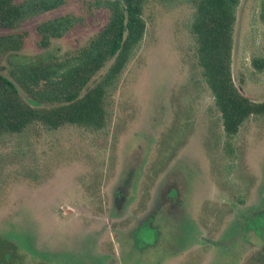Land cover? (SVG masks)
<instances>
[{
  "label": "rangeland",
  "instance_id": "obj_1",
  "mask_svg": "<svg viewBox=\"0 0 264 264\" xmlns=\"http://www.w3.org/2000/svg\"><path fill=\"white\" fill-rule=\"evenodd\" d=\"M91 1L67 0L17 31L0 30L27 33L21 51L2 61V74L70 58L86 46L108 17L94 10L86 19ZM260 2L240 1L231 54L234 84L254 102H264V69L251 62L264 58ZM192 12L184 2L147 5L143 41L109 99L104 130L36 128L0 139V239L6 241L0 258L15 264L255 260L264 246V116L224 137L213 99L192 71ZM70 13L84 15L83 25L38 49L36 26Z\"/></svg>",
  "mask_w": 264,
  "mask_h": 264
},
{
  "label": "trees",
  "instance_id": "obj_2",
  "mask_svg": "<svg viewBox=\"0 0 264 264\" xmlns=\"http://www.w3.org/2000/svg\"><path fill=\"white\" fill-rule=\"evenodd\" d=\"M152 1L184 2L192 7L188 25L194 42L192 71L213 99L224 137L236 136L250 117L264 116V102L244 97L231 74L235 14L241 0H93L85 3L86 19L94 10H105L107 21L70 58L49 57L30 66L12 67L7 77L2 74L6 68L2 61L21 51L27 33L0 35V139L36 128L54 131L76 126L92 132L104 130L111 119L109 99L143 41V14ZM66 2L0 0V30L17 31L22 24ZM260 18L264 21V0L260 2ZM84 19V15L70 13L41 22L35 28L36 47L48 49L54 40L83 25ZM251 62L256 70L264 69V58H253ZM106 65L105 73L93 82ZM11 251H16L14 246ZM1 259L0 264L16 262H9L6 256ZM263 263L264 246L251 260V264Z\"/></svg>",
  "mask_w": 264,
  "mask_h": 264
}]
</instances>
